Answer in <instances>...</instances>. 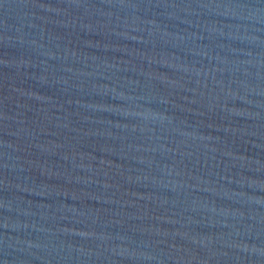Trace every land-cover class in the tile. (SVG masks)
<instances>
[{"label":"water","instance_id":"obj_1","mask_svg":"<svg viewBox=\"0 0 264 264\" xmlns=\"http://www.w3.org/2000/svg\"><path fill=\"white\" fill-rule=\"evenodd\" d=\"M0 264H264V0H0Z\"/></svg>","mask_w":264,"mask_h":264}]
</instances>
